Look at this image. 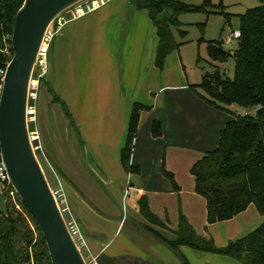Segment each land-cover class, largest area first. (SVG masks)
I'll list each match as a JSON object with an SVG mask.
<instances>
[{
	"label": "rangeland",
	"instance_id": "rangeland-1",
	"mask_svg": "<svg viewBox=\"0 0 264 264\" xmlns=\"http://www.w3.org/2000/svg\"><path fill=\"white\" fill-rule=\"evenodd\" d=\"M119 1L109 0L100 9L78 19L70 20L73 14L57 19L50 27L54 38L47 55L46 77L38 82V67L32 80L39 88L38 101H30L36 108V122H30L29 129L39 131L42 150L36 153L48 182L52 188L59 187L57 177L61 166L86 197L79 193L88 205L85 212L79 211L86 227L81 229L86 242L82 254L87 264H95L90 255L95 256L98 251L91 250L85 236L87 230L112 238L124 216L116 243L128 238L132 244L158 246L156 249L163 258L161 264H167L166 261L184 264L180 255L190 264H244L226 255L196 251L190 245L181 246L177 254L152 232L173 239L174 232L182 228L183 236L188 233L193 241L196 236L212 239L215 247L225 248L264 223V214L252 204L231 220L208 224L206 200L195 193L191 175V168L218 147L227 122L246 113L237 104L223 106L224 109L211 105L205 99L206 93L195 88L207 73L215 70L208 56V42L221 41L224 49L236 50L238 40L231 35L240 29L237 15L258 7L260 1L225 0L224 10L233 15L230 20L222 13L180 15L179 26L171 27L178 48L168 56L163 70L155 66L159 40L147 10L138 11L133 31L129 28L130 18L123 22L119 42L107 37L109 23L115 15L107 20L99 15ZM178 1L199 7L205 0ZM220 2L212 0L215 8L210 10L219 11L216 7ZM68 19L70 23L61 32V35L67 33L68 38L62 40L58 35L57 39L58 29ZM128 32L130 40L125 44ZM221 67V73L233 79L235 59L231 57ZM136 102L151 108L140 114L131 159V165L139 171L131 172L122 166L121 150ZM247 113L255 114V110ZM155 121L160 123L159 137L152 133ZM173 121H176L174 132L169 130ZM168 173L173 174V180ZM138 181L146 190L142 197L147 199L151 213L170 225L165 224L166 229L150 226L140 213L137 217L128 213L127 208L136 205V192L130 190V185L138 186ZM65 194L71 205L69 196L77 200L76 194L66 186ZM8 204L12 216L17 219L21 214L33 232L31 255L38 253L35 244L40 239L33 219L15 193L8 195ZM22 224L19 222V229L24 233ZM152 263L160 264V261L152 260Z\"/></svg>",
	"mask_w": 264,
	"mask_h": 264
},
{
	"label": "trees",
	"instance_id": "trees-1",
	"mask_svg": "<svg viewBox=\"0 0 264 264\" xmlns=\"http://www.w3.org/2000/svg\"><path fill=\"white\" fill-rule=\"evenodd\" d=\"M224 1L221 0L220 6L216 7L219 11H211V7L215 8L212 0H205L199 7H191L178 0H131L135 10L145 9L149 12L157 30L159 43L155 66L163 70L168 56L178 48L171 27L179 26L180 15L222 13L229 16L230 20L233 15L224 10ZM259 1L258 7L237 15L242 35L236 50L224 49L221 41L208 42L207 52L212 62L224 64L231 57L235 59L233 79L222 74L219 67L213 66L215 70L207 73L202 82L194 86L206 93L205 99L211 105L224 109L223 106L237 104L246 111L227 122L220 133L218 147L207 152L191 168L195 193L206 200L208 224L231 220L252 204L264 214V0ZM23 3L24 0H0V70L7 66L14 55L11 38L16 15ZM6 50L10 51V55L5 53ZM2 80L0 75V95ZM150 108L138 102L132 107L126 143L121 150V163L127 171H139L138 167L131 165L134 141L140 114ZM252 110H255V114L247 113ZM152 133L155 137L161 135L159 122L153 123ZM168 175L173 180V174ZM26 210L33 219L29 210ZM138 210L150 226L166 227L151 213L145 197L140 199ZM33 221L40 240L35 244L38 253L35 251L31 255L33 232L26 225L24 217L18 214L15 219L10 210L8 216H0V264H32V260L34 264H52L46 241ZM19 222H23L21 228L25 230L24 233L20 232ZM185 228L188 230V225ZM182 232V228L175 231L173 235L176 237L173 239L157 231L152 234L177 254H180L181 246L190 245L196 251L226 255L244 264H264V223L247 236L230 242L225 248L215 247L212 239L196 236L193 241V236L188 233L183 236ZM180 256L184 264H190L185 257Z\"/></svg>",
	"mask_w": 264,
	"mask_h": 264
},
{
	"label": "water",
	"instance_id": "water-1",
	"mask_svg": "<svg viewBox=\"0 0 264 264\" xmlns=\"http://www.w3.org/2000/svg\"><path fill=\"white\" fill-rule=\"evenodd\" d=\"M91 1L24 0L16 15L11 38L14 55L2 80L0 150L9 182L6 188L0 183V216H8V195L13 191L41 231L52 264L87 262L67 228L31 141L30 88L51 25ZM128 20L126 18L125 23Z\"/></svg>",
	"mask_w": 264,
	"mask_h": 264
},
{
	"label": "crops",
	"instance_id": "crops-1",
	"mask_svg": "<svg viewBox=\"0 0 264 264\" xmlns=\"http://www.w3.org/2000/svg\"><path fill=\"white\" fill-rule=\"evenodd\" d=\"M103 6H101V7H103ZM138 11L139 10H132L131 0H120L117 4L113 5L111 8H109L105 11H102L100 13L99 17H101V15H102V17H104L106 20L110 19L113 15H115L114 18L111 19L109 26H108V29H107V37L109 38V40L111 39L112 42H116V41L119 42L123 22L126 20V18L131 19L129 28L132 27V31H133V29L135 27L134 25H136V21L138 19V13H139ZM70 20H72V19H70ZM70 20L69 19L65 20L63 22V24L61 25V27L58 29L57 36H56L57 39L60 38V37H58V35L62 34L61 32L67 26V24L70 23ZM100 21L101 20H99L98 23ZM71 22H73V21H71ZM98 23L96 22L95 26ZM155 31H156V35H157L156 28H155ZM98 32L101 34V26L99 27ZM70 33L73 34L72 31H70ZM122 35H123V33H122ZM68 36L69 35L67 33H65L64 35H61V39L66 40L68 38ZM56 38H55V40H56ZM129 40H130V36H129V32H128L127 37H125V39H124V43L127 44ZM212 63H213L214 67L217 66L219 68H222L221 65H223V64H218V63H214V62H212ZM133 105H134V103H133ZM175 122L176 121H173L170 124V127L173 126L172 129H169L170 131L174 132V129L176 127ZM162 123H165V125L167 126L166 122H162ZM127 131H128V129H127ZM86 170H88V169H86ZM58 171H59L58 173H60L59 174L60 177H57V176L56 177H57V180L58 179L60 180L64 193H65V186H66L67 189L70 190V192H73L74 194H76L77 200H74L73 197L71 198L69 196V199L70 200L72 199L71 200L72 205L70 203L69 204H70V206L74 212L75 217L77 218V221H78L81 229L83 227H84V229H86L84 222L82 220L81 214L79 212V211L85 212L86 206H88L86 203H84V201L81 198L82 196L84 198H86L84 196L85 194L83 192H81V190L78 187V185L76 184V182L70 177V175L68 174V172L65 169H63L60 166V167H58ZM94 179L97 180L102 186L104 185L103 182L95 175H94ZM63 183L65 186L63 185ZM137 183H138V186H131L130 185V187H131L130 190L136 192V197H135L136 205L131 206L130 207L131 209L127 208L128 213L132 212L131 214H133L134 217H137V215H140L138 207H137V201L142 196L146 195V190H144L142 188V186H140V184H142V182L138 181ZM124 188L127 189V187H125V186H124ZM73 203H74V205H73ZM81 207H82V209H81ZM123 215H125V213H123ZM206 215H207V209H206ZM127 217H128V214H127ZM123 220H124V216H123L122 221H120L119 224L117 225V227L115 228L116 232L114 230V232H113L114 235L112 236V238H105V237L103 238L102 236L96 235L95 233H93V231L87 230L85 236L88 238L87 240H88V243L90 244L91 250L92 251L93 250L98 251L95 256L90 255L93 258L95 264H153L152 260H158V261H160V264L163 263L160 260V259H163V258H161L162 255L159 254V252L156 249L158 246H152V245L142 246L141 243L138 245L132 244L128 238H126L124 240L122 239L119 244L116 243V240L120 238V237H118V235L120 232V228L123 224ZM165 224H168V223H165ZM124 252H125V254H124ZM166 263L167 264H173V263H170L167 261H166ZM205 264H212V263L207 262Z\"/></svg>",
	"mask_w": 264,
	"mask_h": 264
},
{
	"label": "built area",
	"instance_id": "built-area-1",
	"mask_svg": "<svg viewBox=\"0 0 264 264\" xmlns=\"http://www.w3.org/2000/svg\"><path fill=\"white\" fill-rule=\"evenodd\" d=\"M109 0H104L101 3H98V0H93L91 2H88L78 8H76L75 10H73L70 14L72 15L71 19H78L81 18L89 13H92L94 11H96L97 9H99L101 6L105 5L106 2H108ZM241 31L237 30L234 31L231 35V37L233 39H239L241 37ZM54 38V34H52V32H48L46 38H45V42L44 45L42 47L41 50V54H40V58H39V73H38V78L40 82L41 80H43L46 77L47 74V70H48V61H47V55L49 53V49H50V45L51 42L53 41ZM6 52H8L7 54L10 55V51L6 50ZM8 66V64H7ZM1 69L0 70V75L2 76V78H4L5 74H6V68ZM38 88H39V84L36 85L33 81L31 83V88H30V101H34L37 102L38 101ZM35 111L36 108L35 106L29 104V108H28V115H29V124L30 122L35 123L36 122V117L35 116ZM30 137H31V141L34 147L35 152L42 150L41 148V144H40V135H39V131L37 130V128L34 131L30 130ZM37 154V153H36ZM9 182V177H8V173L6 170V167L3 163L2 160V155H1V150H0V183H2V185L4 186V188H6V186L8 185ZM58 188H52L53 194L56 198V201L58 203V206L60 208V211L65 219L67 228L71 234V236L73 237L77 247L79 248V250L82 253V249L83 247L86 246V242L84 240V234L81 231V227L77 221V218L74 215V212L66 198V195L63 191L62 185L60 180L58 179ZM14 193L13 191H11L10 194ZM84 256V255H83Z\"/></svg>",
	"mask_w": 264,
	"mask_h": 264
}]
</instances>
